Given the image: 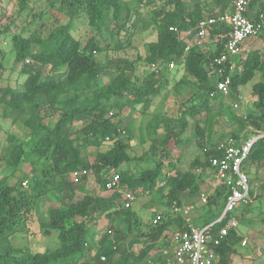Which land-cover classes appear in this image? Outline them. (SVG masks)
Returning <instances> with one entry per match:
<instances>
[{"label": "trees", "instance_id": "trees-1", "mask_svg": "<svg viewBox=\"0 0 264 264\" xmlns=\"http://www.w3.org/2000/svg\"><path fill=\"white\" fill-rule=\"evenodd\" d=\"M30 1L20 0L21 10L29 9ZM233 1L54 0L52 6L57 8V13L66 12L70 17L68 22L59 23L45 33L35 30L28 36L13 34L14 67L25 74L26 79L20 90L6 91L10 98L5 103L4 117L11 119L15 113L18 120L14 124L17 127L7 132L5 158L7 166L14 171L27 161L34 173L35 188L29 192L23 189L22 183L11 185L6 178H0V264H138L172 226L179 227L177 232L188 229L187 218L181 214L183 210H176L182 207L180 193L197 194L204 172L212 169L211 157L223 154L218 146L227 137L239 141L240 136L232 131L221 134L217 142L211 139L215 132L213 121L223 110L227 96L220 92L211 96L219 77L210 70L217 67L215 60L225 49L230 27L225 23L213 27L210 36L216 39L214 51L202 50L198 45L188 48L182 33L195 29L205 15L232 8ZM260 4L264 7L263 0ZM213 5L219 6L218 12L213 11ZM143 7L150 10L143 14ZM52 11L41 12L40 26L45 24L44 16L50 18L54 14ZM208 11L211 12L206 14ZM78 16L84 17L88 25L85 39L72 33L73 19ZM139 27L140 32L154 30L157 33L156 39L145 43V55L133 59L110 57L107 62L96 58L97 52L105 48L111 50L114 42L121 48L123 32L130 36L132 44L131 35ZM9 28L7 25L4 31ZM174 59L185 68L183 76L173 85L176 94L184 98L179 117L156 111L143 130L150 141L149 150L134 156L130 152L132 126L123 128V118L119 116L126 106L135 111L138 104L149 103L167 86L176 69L169 68ZM154 63L157 68L153 69ZM140 66L149 68L144 76L139 73ZM3 67L0 63V69ZM257 72L262 73V78L252 86L256 98L254 107L263 109V114L257 118L252 111L241 117L232 113L240 129L253 125L254 133L263 134L253 142L243 160L242 170L249 174L264 164V54L260 50H251L243 62L236 63L229 94L251 82ZM103 74L108 77L106 82L101 78ZM3 101L0 100V105ZM214 102L218 104V113H215ZM83 118L88 120L72 130ZM189 119H195L191 136L199 152L191 163L192 169L170 176L165 168H176V163H165V159L183 142V134L190 127ZM107 141L109 147L101 149ZM91 147L99 149L93 161L88 158ZM149 153L154 157L153 166L139 172L129 167L133 161L150 158ZM81 168L93 172L102 190H108L109 174L118 172L120 189L110 195L85 194L64 209L50 207L43 215L38 209V200L46 195L49 184L56 182L61 186ZM161 179L167 180L165 193L159 192L157 187ZM123 190L161 195L169 209L155 211L144 228L133 206H123ZM229 191V186L219 184L208 197L207 206L216 210L217 215L223 212ZM157 214L161 215V220L154 223ZM35 216L43 233L58 232L57 247L34 252L10 243L16 232L30 231ZM102 220L107 230L98 240L90 238L93 227ZM227 223V218L215 223L214 231ZM226 242L224 239L216 251L224 264H230L227 253L231 248L225 246ZM137 244L142 245L138 257L131 255ZM93 249H96L95 254Z\"/></svg>", "mask_w": 264, "mask_h": 264}, {"label": "rangeland", "instance_id": "rangeland-1", "mask_svg": "<svg viewBox=\"0 0 264 264\" xmlns=\"http://www.w3.org/2000/svg\"><path fill=\"white\" fill-rule=\"evenodd\" d=\"M54 0H31L29 2V9L21 10L20 0H1L0 2V49L2 48V54H4V63L7 69H11L10 66L13 65L15 61V51L12 43V36L15 32L23 33L24 35H30L33 31L38 30L39 32L47 31L50 28H53L55 25L59 23H66L69 21L70 17L66 12L57 13V8L52 6V2ZM134 1V0H132ZM134 5V4H133ZM51 12V17L47 18L43 17V21L45 24L40 26L41 12L46 11ZM150 10V7H143L142 13L146 14L147 11ZM36 16V17H35ZM84 17L78 16L73 19V28L72 33L78 38L85 39L88 32L87 22L83 19ZM9 25L10 28L8 31H4V28ZM140 27L135 31L133 35H131L132 44H130V36H127L124 32L121 33L120 40L123 42V46L121 48L115 46V42L113 43V48L111 50L103 49L101 52L96 53V58L100 62H107V60L115 57H128L135 58L138 55H145V43L151 40L156 39L157 33L154 30H148L144 32H140ZM45 33V32H44ZM185 38V33H182ZM207 39V38H206ZM207 41L210 42L209 38ZM206 41V42H207ZM9 43L8 45H4V43ZM103 45V44H102ZM236 58L238 57L235 56ZM46 71V68H42ZM149 68L144 66H140L139 73L144 76ZM185 73V68L183 63L177 62L176 69L173 70L171 81L167 84L164 89L158 93L149 103H142L136 106L135 111H131L130 106H126L119 118H123V128L131 127V148L130 152L134 156H139L143 154V152L149 150L150 141L147 136L144 134V127L147 124L150 117L158 110H162L170 117H179V109L184 101L182 95H177L173 89V85L176 80L180 79ZM21 79H25V74L19 73ZM102 80L106 82L108 77L106 74L102 75ZM255 82V78L248 83L247 87L251 86ZM243 88V86H242ZM241 88V91L243 89ZM236 92L234 94L228 95L226 97V101L229 103L227 109L221 110L218 118L213 121L215 130V134L220 135L226 133L228 129H230L229 122L233 114H237L239 111L247 110V104L252 102V99L244 98L242 93ZM241 102L240 104L238 103ZM237 102L238 106L235 107L234 103ZM214 108L215 113H218V108L216 107L218 104L215 102ZM190 105V104H189ZM253 105V104H252ZM252 108H255L254 105ZM220 111V109H219ZM214 113V114H215ZM88 118H83L78 120L73 126L72 130H76L78 126L82 123L86 122ZM190 120V127L183 134V142L178 146L174 147L173 152L167 159H165V163L169 161L176 163V168L170 169L166 167L165 170H169L170 176L175 174H183L188 170L192 169L191 163L194 157L198 154L199 150L195 143L194 138L191 136L192 131L194 130L195 119ZM12 123L10 119H6L5 117L0 116V151L3 147L4 136L7 135V129L10 127L13 131L15 129L14 125H10ZM233 124V123H232ZM9 126V127H8ZM236 126V124H234ZM208 127V126H207ZM9 128V129H10ZM160 132H163V129H160ZM110 142H106L101 146V149H106L109 147ZM99 149L96 147H91L88 150V158L90 161H93L95 156L97 155ZM150 158H145L142 161H133L130 163L129 167L134 172H139L146 166H153V155L149 153ZM195 170V169H194ZM41 176V175H39ZM0 178H6L7 182L11 185H17L19 183H24L27 180L26 184H23V189L28 190L29 192H33L35 188V179L34 173L31 170L30 164L26 161L22 162L21 167L16 169L15 171L7 166L6 158H5V149L0 152ZM56 183V182H55ZM55 183L49 184L47 189V193L44 197L38 200V209L42 212L43 215H46L47 210L53 206H60L61 208H66L71 203L77 202L83 198L85 194L91 193L93 195L97 194H106L107 192H114L109 190H102L99 184L96 181V178L91 171L90 174L83 180L79 182H74L72 178H67L66 181L61 186L56 185ZM159 192L165 193L167 191L166 188L161 187L158 189ZM107 191V192H106ZM137 199L134 202L133 209L137 212L138 218L142 222L144 228H146L147 223L151 220L155 211H168V205L163 201L162 196H158L155 194H146L142 191H138ZM184 195V194H183ZM122 200V199H121ZM257 203L258 209H264V196ZM245 203H240L239 205H244ZM237 206L235 210H233L232 214L236 215L242 207ZM206 208L209 209L207 206ZM197 210V209H196ZM195 210V211H196ZM198 211V210H197ZM208 211V210H207ZM181 213V212H180ZM194 212L190 213V216ZM183 215L185 213L182 211ZM214 216H196L194 218V223L196 225H202L205 223L206 218L212 219ZM107 224L102 220L97 222V225L93 227L92 233H90V238H95L98 240L101 235L107 230ZM170 230H174V226L170 228ZM10 243L13 246H21L30 249V251H45L47 249L55 248L59 245L58 232L56 230L52 231L49 234L43 233L40 228L39 221L35 216L34 220L31 223L30 231H18L14 235H12L10 239ZM160 244V241L158 242ZM95 249H93V252ZM250 263H254V261H250ZM256 264V263H254ZM260 264V263H259Z\"/></svg>", "mask_w": 264, "mask_h": 264}, {"label": "built area", "instance_id": "built-area-1", "mask_svg": "<svg viewBox=\"0 0 264 264\" xmlns=\"http://www.w3.org/2000/svg\"><path fill=\"white\" fill-rule=\"evenodd\" d=\"M262 0H234L231 10L206 15L202 17L196 26V36L198 43L203 45L207 36L213 27L218 23H225L230 27L228 41L224 51L215 60L217 67L210 70L211 74L219 77L216 81V90L211 92V96L217 93L228 96L231 92V73L235 69L236 63L233 58L241 52L243 42L252 36H260L264 33V7H259L256 12L253 11L251 5L253 2ZM264 2V0H263ZM189 48V46H188ZM30 59H27L29 62ZM177 62L174 59L169 63V68H176ZM157 68L154 63L151 66ZM229 71V73H227ZM238 105L235 104V107ZM260 136L249 138L243 142L235 140L233 137H227L223 143L218 146L223 151L221 156H212L210 159L212 171L220 181V184L229 186L230 191L227 195L226 204L223 214L215 222L209 223L201 228L195 227L188 221V229L174 234V260L176 264H224L220 255L216 251L224 238L229 234V227L238 224L236 218L232 216L233 210L240 203H249L251 200V179L250 175L242 170L243 160L248 155L253 142ZM109 141V138H107ZM90 170L86 168L77 169L71 175L74 182H79L84 176H88ZM27 180L23 184H26ZM166 179H161L158 188L165 187ZM107 189L115 191L120 189V177L118 172H112L108 176ZM148 193V192H147ZM138 193L130 190L122 191V203L125 208L134 205ZM208 195L203 192L200 196L205 203L208 202ZM192 206L183 210L188 213ZM228 219V223L220 228L217 232L213 226ZM161 215L157 214L153 222L158 223ZM102 259H105L103 256Z\"/></svg>", "mask_w": 264, "mask_h": 264}, {"label": "crops", "instance_id": "crops-1", "mask_svg": "<svg viewBox=\"0 0 264 264\" xmlns=\"http://www.w3.org/2000/svg\"><path fill=\"white\" fill-rule=\"evenodd\" d=\"M187 1H190V0H187ZM260 2L261 1H258L256 3L253 2L254 4L251 5V8L253 9L254 12H256L258 8L261 7ZM211 7L213 8V11L218 12L219 6L213 5ZM228 10H231V8ZM209 12L211 11L206 12V14ZM195 31H196V28L184 32L185 39L188 41L189 48L195 45H198L202 50H205V51H214L216 49V39L212 38L209 34L207 36V39L209 38L210 42L207 41L206 39L204 44L200 45L198 43ZM263 36L264 35L261 34L260 36H252L246 39L242 44V49L238 57L233 58L235 63H241V61L243 62L251 50H260L264 54V37ZM8 44L9 43L7 42L4 43V45H8ZM4 56L5 55L2 54V48H1L0 49V63L4 64V67L0 69V100L4 99L3 103L0 105V116L1 117H4V112L6 111L5 103L10 98L9 94L6 93L7 89H13L17 91L20 90L23 87V83L26 79V77L25 79H21V76L19 75L20 70L13 67V65L10 66L11 69L10 68L7 69L4 63ZM254 78H255L254 83L260 81L262 78V73L257 72ZM247 85L243 86V88L240 87L237 92H240L242 88L243 91H241V93L244 96V98L245 99L248 98L250 100L252 99V102L250 101L249 104H247L248 105L247 110L239 111L236 115L240 117L242 115L246 116L249 111H252L253 114L257 118H259L263 114V109L252 108L256 100L252 92L253 84L249 87H247ZM238 103L240 104V107H241V102L238 101ZM238 103L235 102L234 105ZM228 106H229V103L226 101V97H225L223 110L227 109ZM17 118H18V115L15 113L13 114L11 119L8 118L12 122L10 123V125L11 124L14 125L15 122H17L18 120ZM234 124H236V126H234ZM248 124L251 125L250 122H248ZM229 126H230V129L226 131L227 134H229L232 131L238 132L240 136L239 142H243L249 138H254V137L263 135V134L257 135L256 133H254L255 128L253 127V125L248 126L246 129H240L239 121H235L232 116L229 122ZM9 128L7 129L6 132H9L12 127L10 129ZM261 128H263V123H261ZM220 135L213 133L212 138H211L212 141L217 142L221 137ZM7 145H8V140H7V135L5 134L3 147L1 151L5 149ZM257 169L258 170L255 173H251V174L248 173L251 179V191H250L251 200L249 203H246L244 205H239L240 208L242 207V209L236 215L237 217H235V215L232 214V216L236 218L238 224L236 226H230L229 234L224 238L227 240L226 242L227 244L225 246L226 247L230 246L231 248L229 252L227 253V258L230 264H252L250 263V261H254V263L256 264H259V263L264 264V209H260V208L258 209L257 203H256V202H259L260 199L264 196V164L261 167H258ZM200 184H201V190L197 194H191L189 191H184L180 193V198L182 200L181 208L185 209L188 206H192V209L188 213H185L184 217L190 220L191 225L198 227V228H201L209 223L215 222L223 214L222 212L221 214L217 215L216 210L206 208L207 203L203 202L200 198L203 192H205L208 196H210L215 191L217 186L220 184V181L217 180L212 169H207L204 172L203 177L200 180ZM111 193L112 192H109V193L107 192L106 194H102V195H110ZM191 212H194V213L190 216ZM198 215L199 216H203V215L210 216L211 215L214 217L212 219L206 218L205 223L202 225H196L193 221H194V218ZM177 231H179V227L177 225H174V230L167 231L164 234L165 236L160 239V244L157 243L156 247L152 249L150 253L138 264H176L174 260V247L176 243L173 237ZM141 249H142L141 244L135 245L131 251V255L135 254V256L138 257ZM95 252H96V249L92 253L95 254ZM131 260H133V258Z\"/></svg>", "mask_w": 264, "mask_h": 264}]
</instances>
